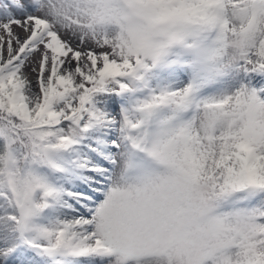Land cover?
Masks as SVG:
<instances>
[{
	"label": "snow or ice",
	"instance_id": "snow-or-ice-1",
	"mask_svg": "<svg viewBox=\"0 0 264 264\" xmlns=\"http://www.w3.org/2000/svg\"><path fill=\"white\" fill-rule=\"evenodd\" d=\"M0 264H264V0H0Z\"/></svg>",
	"mask_w": 264,
	"mask_h": 264
}]
</instances>
